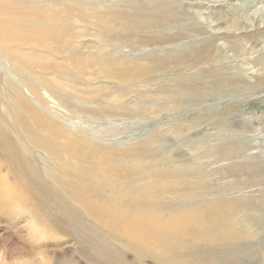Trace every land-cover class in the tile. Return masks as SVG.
<instances>
[{
  "label": "rangeland",
  "instance_id": "374dc122",
  "mask_svg": "<svg viewBox=\"0 0 264 264\" xmlns=\"http://www.w3.org/2000/svg\"><path fill=\"white\" fill-rule=\"evenodd\" d=\"M2 1L0 264H94L99 249L112 264H264L259 204L264 195L258 192L264 174L248 180L242 169L264 161V101L259 98L264 92L212 94L199 102L174 96L182 83L212 79L215 70L255 81L259 66L248 68L253 57L264 55L263 24L218 39L219 52L205 63L191 67L188 62L194 45L210 32L233 31V18L250 22L256 12L254 21L257 16L264 21V0H198L197 5L192 0H6L10 6ZM91 3L106 5L109 16L144 10L103 30L95 25L103 14ZM161 4L176 18L150 17ZM234 53L241 54L239 59L226 58ZM167 57L172 58L161 63ZM234 100L239 105L229 116L213 117ZM52 134L61 145L60 160L51 150L57 143ZM241 145L250 147L247 153L226 159ZM75 148L88 150L90 161L73 157ZM88 163L92 167H85ZM66 164L78 166L79 175ZM206 198L229 204L204 213ZM198 205L205 208L198 210L202 214L194 210ZM115 208L127 215L135 211L146 222L156 214L164 226L169 217L173 226L188 225L180 220L189 217L200 220L195 223L200 230H210L190 223L183 228L186 235L170 240L162 226L156 239L138 243L107 223Z\"/></svg>",
  "mask_w": 264,
  "mask_h": 264
},
{
  "label": "bare ground",
  "instance_id": "6f19581e",
  "mask_svg": "<svg viewBox=\"0 0 264 264\" xmlns=\"http://www.w3.org/2000/svg\"><path fill=\"white\" fill-rule=\"evenodd\" d=\"M216 1V0H215ZM3 3V5H9L10 6V4H9V1H2L1 2V4ZM199 2H198V0H195V1H193L192 0V2L190 3V4H192V5H197ZM91 5L92 6H94L95 7V9H100L99 10V12H101L102 14V16H100V18H97V20L95 21V25L96 26H98V27H100V28H102L103 30H108V29H110V27L115 23V21L116 20H118V19H121L122 21H127V23L129 22V21H131L134 17H138L139 15L137 14V12H139V10H144V7L142 6V7H139V9L138 8H129V10L127 11V12H129V11H134V12H132V14L129 12V13H117V14H115L114 16L113 15H111V16H109V14L107 13V6L106 5H104V4H94V3H91ZM129 7H131V6H129ZM94 10V9H93ZM152 10V9H151ZM154 13H152V15H150V17L152 16H155V15H159V13H161V14H165V16H167L166 18L167 19H169V20H172L173 18H176V15H174L173 13H171L170 11H169V8H167L165 5H163V4H161V5H158L157 7H155L153 10H152ZM99 12H96L97 14H99ZM95 13V12H94ZM262 13L264 14V12L262 11ZM255 14H256V12L251 16V18H252V20L250 21V22H244V21H242L240 18H242V17H237V18H233V20H231V23L234 25L233 27L235 28L233 31H231V30H224V31H220V32H218V31H216V32H210V33H212V34H210L205 40H203V41H200V43H197V44H195L194 45V48H193V54L192 55H190V57H191V59L189 60V66H191L192 67V65H197V64H199L200 62H203V63H205L207 60H209V58L213 55V53H218L219 52V50H218V48H217V46H216V41L218 40V39H225L226 38V36H228V34H233V33H235L236 31H240V32H247V31H250V30H255V29H258V28H260L261 26L260 25H262L263 24V26L262 27H264V21L262 20V19H259V16H257L256 17V21H254V18H255ZM259 14H261V13H259ZM95 17V16H94ZM112 17H113V19L114 20H112ZM115 17V18H114ZM140 17V16H139ZM198 19V18H197ZM224 21V20H223ZM209 23H212V20L211 21H209ZM209 23H207L208 25H209ZM216 23L218 24V23H220V22H218L217 20H215V25H216ZM91 25H94L93 24V20H92V22H91ZM15 26V25H14ZM11 29V28H10ZM198 29L199 30H201L200 28H199V26H198ZM111 30V29H110ZM198 30V31H199ZM7 32H9V30H7ZM6 32V33H7ZM13 33V32H12ZM12 33H11V35H12ZM9 36H10V34H8ZM14 35V34H13ZM15 36H17V35H15ZM15 36H13V37H15ZM20 36V35H19ZM26 37V36H25ZM21 38V37H20ZM23 38V37H22ZM21 38V39H22ZM229 47V46H228ZM230 48L231 49H229V50H236V49H238V47H232V46H230ZM237 51V50H236ZM261 54V53H260ZM258 55V56H255V57H253L252 59H253V61L255 62L250 68H248V70L249 69H253V68H255L256 66H259L257 69H256V73L253 75L254 77H255V81L254 82H251L250 80H247L246 82L243 80L242 81V79H241V77L240 76H237V77H227V76H225L223 73L221 74V73H217V70H215V72H216V74L215 75H213V78L212 79H207V78H205V77H198L196 80H194L192 83H186V84H183L182 83V85H181V87H182V89L181 90H178L175 94H174V96L177 98V99H180L181 97L182 98H184L185 100H187V101H202V100H204L205 98H208L210 95H212V94H220V95H238V94H240V95H242V94H244L245 92H246V90L247 89H253V93L254 94H256V93H262V92H264V71L263 72H260V73H258V71H262L263 69H264V63H260V61H263V56L264 55H262V57H261V55ZM264 54V53H263ZM241 55V54H240ZM240 55H237V54H232V56L231 55H227L226 56V58H228V59H231V58H233L234 57V59H239V57H240ZM172 57H167L166 59H162L161 60V63H165L166 61H169V59H171ZM225 58V59H226ZM245 58V57H244ZM244 58H243V60H244ZM163 60H165V62L163 61ZM243 60H241V61H243ZM245 61V60H244ZM247 62V61H246ZM154 63H157V64H160V62H156V61H154ZM119 64V63H118ZM130 65H132V66H137L136 65V62H133V61H131L130 62ZM165 67H166V65H165ZM136 68V67H135ZM188 68H190V67H188ZM206 68V67H205ZM205 72V70L204 69H201V71L199 72L200 74L201 73H204ZM220 72V71H219ZM249 73H252V72H249ZM244 74V73H243ZM199 75V74H198ZM107 78H111V79H113L112 78V76H108ZM247 94V93H246ZM250 94V93H249ZM253 94V95H254ZM260 99H262V101H264V95H262V96H260L259 97ZM256 99H258V98H256ZM237 104L239 105V103L237 102V100H234V101H232V102H227V103H225V105H224V110L223 111H221L220 112V114H215V115H213V117H222V116H224V118L225 117H227V116H229L230 114H231V112H233V110H232V108L234 107V106H237ZM238 109V108H237ZM9 113V112H8ZM19 113V112H18ZM7 114V113H6ZM211 119V118H210ZM47 133V132H46ZM50 134V133H49ZM49 136H51V135H49ZM52 136H53V134H52ZM51 136V137H52ZM2 137V136H1ZM0 137V138H1ZM53 138H54V136H53ZM3 139V138H2ZM55 140H56V144L54 145V146H51V150H52V152H53V154L55 155V157H57L59 160L61 159L60 158V147H61V145H60V143L58 142V140L56 139V138H54ZM4 144V143H3ZM2 144V145H3ZM5 145V144H4ZM7 146V145H6ZM5 147V146H4ZM10 148V147H9ZM250 147H248L247 145H241L240 147H238L237 149H236V151L234 152V153H232V154H228L227 155V157H226V159H231V158H236V157H241V155L242 154H244L246 151V149H249ZM10 150H12V149H10ZM225 153V152H224ZM226 153H227V151H226ZM247 153V152H246ZM71 155H73V157H78V158H80V159H82V160H85V161H87V162H89L90 160V154L91 153H89L88 152V150H79V149H77V148H75L74 149V151H73V153H70ZM250 154V153H249ZM251 155V156H250ZM249 156L250 157H257L256 155H252V154H250ZM262 157H264V156H262ZM79 160V159H78ZM258 161V160H257ZM59 162H61V161H59ZM81 162V161H80ZM84 162V161H83ZM255 163V162H254ZM254 163L253 164H250V163H245V164H243V166H242V169H243V167H244V169H243V174H246V176L248 177V180H251L252 179V177H255V181H258V180H261L260 178H262V175L264 174V161H262V162H260L259 163V165H254ZM84 164V163H83ZM66 165H68L69 167L67 168V169H69L71 172H75V173H77L78 174V166H74V165H72V164H66ZM94 166V165H93ZM85 167H92V164H90V163H88ZM82 168V167H81ZM68 174H70V173H68ZM79 175V174H78ZM81 176H83V175H81ZM233 176H237V175H233ZM262 180H264V178H262ZM90 182L89 181H85V185H87L88 186V184H89ZM201 183H203V182H201ZM208 184V183H207ZM261 184H263V183H261ZM207 186V185H206ZM66 187V186H65ZM205 186H203V188H204ZM40 189H42L43 191H44V189H43V187L41 186V187H39ZM71 188V187H70ZM87 188V187H86ZM206 188V187H205ZM207 188H208V186H207ZM200 189V188H199ZM256 189V188H255ZM82 190V189H81ZM202 190H204V189H202ZM208 190V189H207ZM86 191V190H85ZM42 192V191H41ZM64 192V191H63ZM104 192V191H103ZM200 192V191H199ZM261 195H264V188H259V191H258ZM43 193V192H42ZM84 193V192H83ZM197 193H198V191H197ZM209 193V192H208ZM208 193H206L205 192V194H207L208 195ZM48 194V193H47ZM199 194V197H200V195H202V191H201V194L200 193H198ZM204 194V195H205ZM70 195V194H69ZM107 195V194H106ZM203 195V196H204ZM210 195V194H209ZM187 196H189V195H187ZM187 196H185V198L187 197ZM193 196V195H192ZM98 197H100V196H98ZM209 197V196H208ZM105 197L104 196H102V198H100V199H104ZM119 198H121V197H119ZM123 198V197H122ZM185 198H182V200L183 199H185ZM204 198H205V196H204ZM204 198H203V200H204ZM116 199V198H115ZM118 199V198H117ZM188 198H186V201H188L187 200ZM206 199H208V198H206ZM214 199V198H213ZM217 199V198H216ZM261 201L259 202V204H260V208L261 209H264V196H262L261 197ZM119 200V199H118ZM125 200V199H124ZM181 200V201H182ZM201 200V199H200ZM209 200V199H208ZM186 201L184 200V202L186 203ZM193 201H194V199H193ZM107 202V201H106ZM176 202H178V204L180 205V203L181 202H179V201H176ZM91 203H93V202H91ZM108 203V202H107ZM122 203V202H121ZM188 203V202H187ZM190 203H192V201H190L189 202V204ZM194 203V202H193ZM202 203V202H201ZM204 204H205V208H206V211H205V208H204V210L201 208V207H199V205L198 206H196L195 208H194V210L196 211V212H200V211H198V210H200V209H202V211H205L204 213H209V212H212L213 210L212 209H216V207H220V206H224V205H227V204H229V200L227 201V200H209V201H204L203 202ZM94 204V203H93ZM111 204V203H110ZM113 204V203H112ZM131 204H133V203H129L128 202V205H131ZM183 204V203H182ZM196 204H197V202H196ZM64 205V204H63ZM92 205V204H91ZM95 205V204H94ZM127 205V204H126ZM127 205V206H128ZM178 205V206H179ZM183 205H185V204H183ZM90 206V205H89ZM110 206H112V205H110ZM122 206V205H121ZM133 206V205H132ZM180 206H182V205H180ZM202 206V205H201ZM83 207V209H84V207H88V206H82ZM129 207V206H128ZM141 207H142V203H141ZM148 207V206H147ZM184 207H186L187 208V205L186 206H184ZM183 207V208H184ZM66 208V207H65ZM98 208V207H97ZM104 210L103 211H105V208H104V206L102 207ZM107 208H109V207H107ZM112 208V207H111ZM124 208V207H123ZM134 208H137V210H138V207H134L133 206V209ZM185 208V209H186ZM95 209V208H94ZM100 209V208H99ZM115 209H117L118 211L117 212H115V213H112V215H113V217L112 218H110V219H112V220H109V219H103V221L102 222H104V220H106L107 221V223L109 222L110 224H111V226L113 227V228H115L116 230L118 229V230H120V232L122 231L123 232V235L125 234V235H128V236H130V237H132L133 239H135L138 243H147V242H150V241H153L152 240V238H155V237H158L157 235H158V233H157V231H158V229H161L162 228V226H164V224L162 225L161 224V221H160V223L157 221L156 222V218H155V215L154 214H149L150 216L149 217H151L150 218V220L148 221V222H146V220L145 219H143V218H141V216H138L137 214H135V211H134V214L132 215H127L124 211H122V210H120V209H122V208H120V209H118V208H115ZM148 209L150 210L151 208H149L148 207ZM188 209H189V207H188ZM191 209V208H190ZM192 209H193V207H192ZM66 210V209H65ZM101 210V209H100ZM98 211V216H100V214H101V211ZM127 210V209H126ZM132 210V209H131ZM212 210V211H211ZM107 211H108V209H107ZM127 211H129V210H127ZM145 211V210H144ZM263 212H264V210H262ZM130 212V211H129ZM151 212V211H150ZM156 212V211H155ZM154 212V213H155ZM77 213V212H76ZM108 213H110V210L108 211ZM131 213V212H130ZM130 213H128V214H130ZM201 214H202V212H200ZM203 213V214H204ZM238 213V212H237ZM73 214H75V212L73 213ZM205 215V214H204ZM77 216V215H76ZM79 216V215H78ZM178 217V216H177ZM176 216L175 217H173V218H175V219H178ZM170 219H171V221H168L167 219H165V220H167V223L165 224L166 226H164V229H165V231H164V229L163 230H161V231H164V235L166 236V237H168V238H170V240H171V236L172 237H174V235L176 234V236H178V235H181V234H185L186 233V231H185V229H183L185 226H189L190 225V223L192 224V228L193 227H195L196 229H199V231H202V229H204V231H209L210 229H209V227H208V229L206 228V230H205V228H203V226H202V228H201V230H200V227L198 228V226L196 227V225H195V223L198 221H200V220H197L196 222H194L192 219H190L189 217H183V220H180V219H182L181 217H180V221H186L185 222V224L186 223H188V225H185V226H182L181 225V222L180 223H178L177 225H181V226H176V224L174 223V225L175 226H173L172 224H171V222H172V218L171 217H169ZM164 220V221H165ZM179 220H176L177 222H179ZM72 221V220H71ZM163 221V222H164ZM174 221V220H173ZM101 222V223H102ZM183 222H182V224H183ZM159 223V224H158ZM259 223H261V221H258V225H260ZM81 224V223H80ZM110 224H109V226H110ZM197 224V223H196ZM207 224V223H206ZM85 225V224H84ZM184 225V224H183ZM193 225H195V226H193ZM198 225V224H197ZM208 225V224H207ZM206 225V226H207ZM213 225H215V224H213ZM216 225H218V224H216ZM100 227V226H99ZM98 227V228H99ZM166 227V228H165ZM97 228V227H96ZM106 228V227H105ZM186 228V227H185ZM188 228H190V227H188ZM192 228H190V229H192ZM99 229H101V228H99ZM196 229H195V231H196ZM215 230H216V228H214ZM213 229V230H214ZM79 230V229H78ZM77 231V230H76ZM107 231V230H106ZM111 232H113V231H111ZM110 232V233H111ZM176 232V233H175ZM198 232V231H197ZM211 232V231H210ZM163 233V232H162ZM192 233V232H191ZM191 233H189V231H188V234H191ZM199 233V232H198ZM140 234H144L145 235V239H142V240H140L139 239V236L138 235H140ZM187 234V233H186ZM185 234V235H186ZM199 234H201V233H199ZM198 234V236H200ZM78 235H80V234H78ZM82 235V234H81ZM93 235V234H92ZM123 235L121 236V237H123ZM143 235V236H144ZM195 235V234H194ZM142 236V237H143ZM192 236V235H191ZM115 237H117V236H115ZM166 237H163V238H166ZM196 237V236H195ZM201 237V236H200ZM83 238V237H82ZM87 238H89V237H87ZM118 238H120V237H117V239ZM127 238H129V237H127ZM127 238H125V240L127 241ZM167 238V239H168ZM185 238H187V237H185ZM191 238V237H190ZM202 238V237H201ZM90 239V238H89ZM124 239V238H123ZM156 239V238H155ZM162 238L160 237V240H161ZM176 240H177V238H175ZM183 239H184V237H183ZM189 239V238H188ZM204 239L206 240V238H205V236H204ZM210 239H211V237L209 238V240L208 241H210ZM80 240V239H79ZM173 240V239H172ZM212 240L213 239H211V242L210 243H212ZM96 241H98V240H96ZM123 241V240H122ZM128 241H131V240H128ZM159 241V240H158ZM180 241V240H179ZM185 241V240H184ZM192 241H195V240H192ZM201 241V240H200ZM207 240H206V242H208ZM92 242V241H91ZM125 242V241H124ZM163 242H165V241H163ZM196 242H197V238H196ZM195 242V243H196ZM93 243V242H92ZM153 243V242H152ZM170 243V242H169ZM192 243V242H191ZM198 243V242H197ZM202 243H203V240H202ZM210 243H209V245H210ZM101 244V243H100ZM137 244V243H136ZM157 244V243H156ZM163 244V243H162ZM172 244V243H171ZM175 244V243H174ZM212 244H214V243H212ZM223 244V243H222ZM88 245V244H87ZM150 245V244H149ZM167 245V244H166ZM173 245V244H172ZM215 245H217V244H215ZM129 246V245H128ZM142 246V245H141ZM140 246V247H141ZM144 246V245H143ZM169 246V245H168ZM183 246H185V245H183ZM190 246V245H189ZM211 246H214V245H211ZM89 247V246H88ZM92 247V246H91ZM90 247V248H91ZM95 247V246H94ZM136 247V246H135ZM152 247V246H151ZM170 247V246H169ZM197 248H196V251H197V249H198V246H196ZM209 247V246H208ZM215 247V246H214ZM218 247V246H217ZM93 248V247H92ZM128 248H130V247H128ZM132 248V247H131ZM176 248H177V246H176ZM175 248V249H176ZM181 248V247H180ZM191 248H193V247H191ZM203 248V247H202ZM201 248V249H202ZM210 248V247H209ZM216 248V247H215ZM224 248V247H223ZM222 248V249H223ZM182 249V248H181ZM194 249H195V247H194ZM200 249V250H201ZM214 249V248H213ZM217 249V248H216ZM98 250V249H97ZM96 250V251H97ZM155 250V249H154ZM203 250H206V248L204 249L203 248ZM91 251H92V249H91ZM152 251H153V249H152ZM166 251V250H165ZM208 251V250H207ZM213 252H214V250H212ZM223 251V250H222ZM98 253L97 254H95L96 256L94 257V260H93V262H94V264H112V262H110V258L108 259V257H106V256H104V254H103V252L99 249L98 251H97ZM142 252H144V251H142ZM216 252V251H215ZM145 253V252H144ZM156 253H157V251H156ZM208 252H206V255H208L207 254ZM213 254V253H212ZM211 254V255H212ZM140 255V254H139ZM206 255H203V256H206ZM141 256V255H140ZM151 256V255H150ZM175 256V255H174ZM191 256H193V255H191ZM213 256V255H212ZM216 256V255H215ZM111 257V256H110ZM171 258H172V256H170ZM169 257V258H170ZM188 257V256H187ZM218 257V256H217ZM207 258V257H206ZM189 259V258H188ZM173 260V259H172ZM189 260H191V259H189ZM200 260V259H199ZM209 260H210V258H209ZM156 261H158V260H156ZM196 261V260H195ZM173 262H174V260H173ZM191 261H189L188 263H190ZM194 262V261H193ZM114 263H116V262H114ZM195 263H197V262H195ZM208 263H210L209 261H208ZM127 264V263H126ZM129 264V263H128ZM174 264H175V262H174ZM191 264V263H190ZM199 264H201V263H199ZM203 264V263H202Z\"/></svg>",
  "mask_w": 264,
  "mask_h": 264
}]
</instances>
